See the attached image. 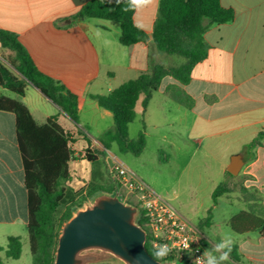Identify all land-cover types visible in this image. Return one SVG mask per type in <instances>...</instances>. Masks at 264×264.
<instances>
[{"label": "crops", "instance_id": "0c3cea01", "mask_svg": "<svg viewBox=\"0 0 264 264\" xmlns=\"http://www.w3.org/2000/svg\"><path fill=\"white\" fill-rule=\"evenodd\" d=\"M91 1L0 0V29L18 37L42 74L61 82L67 90L79 96V124H75L31 84L28 86L36 93L31 99L28 89L25 97L20 98L8 94L0 86V95L26 105L39 125L56 117L76 144L84 149V153L86 150L92 152L98 157L96 162L103 159L105 166L91 168L85 177L84 164L88 161L84 159V154L80 156L82 158L75 154L69 164L71 179L65 186L67 193L83 190L85 180L87 183L97 182L92 188L104 187L112 182L115 185L114 195L118 187L112 173L116 156L111 154L113 144L107 150L101 143L103 135L114 128L113 115L101 108L91 96L107 95L122 84L150 72L154 66L170 68L183 62L175 65L166 60L154 45L153 30L160 0L136 7L134 22L149 39L128 47L120 44L119 24L116 27L112 21L77 17ZM221 5L232 10L235 18L220 25H211L205 20L204 37L209 53L204 61L195 66L190 81L180 85L173 78L166 77L159 91L152 94L147 108H142L143 97L137 106L141 107L144 126L154 94H159L164 97V102L169 99L177 105L178 118L163 122L172 130L177 127L188 130V127L201 125L205 126V134L212 136L251 130L252 139L243 146L246 151L235 154L241 155L244 161L239 173L241 176L237 181L228 180V192L211 207L213 220L212 225L205 229V242L197 238L205 243V249L211 250L223 237L230 236L232 246L237 247L238 261L230 259L227 264H264V236L260 230L238 234L230 227L233 217L251 207L264 218V137L261 145L247 148L264 134V0H221ZM9 53L0 43V64L7 65L5 57L11 59ZM168 86L183 90L193 100L192 108L177 103L167 95L165 89ZM95 132L99 134L98 139L92 136ZM171 147L179 149L175 143ZM168 158L166 155L163 159L167 161ZM72 166L75 175L72 174ZM233 187H237L240 193L237 201L241 207L236 212L232 211L234 204L220 202L231 195ZM28 208L16 117L12 112L0 110V232L5 233L7 240L15 236L8 232L9 229L19 223L28 227Z\"/></svg>", "mask_w": 264, "mask_h": 264}, {"label": "trees", "instance_id": "16d2710c", "mask_svg": "<svg viewBox=\"0 0 264 264\" xmlns=\"http://www.w3.org/2000/svg\"><path fill=\"white\" fill-rule=\"evenodd\" d=\"M135 11L136 7H131L129 0H92L80 10L77 17L118 22L121 29L120 44L128 47L149 39L146 32L135 24ZM234 18V12L223 8L221 0H160L153 30L154 45L159 53L181 57L185 61L170 68L154 66L150 72L122 84L107 95L91 96L101 108L113 115L114 128L107 131L101 140L105 149L109 150L116 143L122 153L130 152L136 157L143 153L146 147L145 134L140 133L136 139L129 138V126L136 119L138 101L143 97L141 105L145 110L152 94L159 91L166 77L173 78L180 85L187 84L195 66L204 61L209 53V45L204 37L205 20L211 25H220L230 23ZM0 43L3 49L14 54L12 59L5 57L10 67L0 64V86L23 98L27 86L31 84L75 124H79V96L67 90L61 82L42 74L15 34L0 29ZM165 93L177 103L192 108L193 100L183 90L168 86ZM0 110L12 112L16 117L17 141L29 197L27 228L33 264H54L63 225L84 205L83 202L67 205L65 212L57 216L58 209L68 202L64 184L71 179L69 164L75 157L70 145L72 138L56 117L39 125L27 106L18 100L0 95ZM263 137L264 134L253 140L247 148L261 145ZM83 157L88 162L98 160L89 150L85 151ZM227 175L232 176L228 172ZM93 191L101 195H113L114 188L99 187ZM227 192L226 185L217 187L212 195L213 203L216 205L218 199ZM135 207L138 209L137 224L145 230L142 212ZM212 220L211 208L200 221L198 230L209 228ZM230 227L238 234L260 230L264 236V218L257 215L253 207L233 217ZM200 244L205 246L203 241ZM146 247L154 258L155 250L150 248L148 242ZM236 250L237 247L232 246L230 259L234 262L238 261ZM2 252L8 259L19 260L23 252L21 237H9L7 245L0 246V253ZM160 262L183 263L174 257L163 258ZM0 264L3 263L0 261Z\"/></svg>", "mask_w": 264, "mask_h": 264}, {"label": "rangeland", "instance_id": "374dc122", "mask_svg": "<svg viewBox=\"0 0 264 264\" xmlns=\"http://www.w3.org/2000/svg\"><path fill=\"white\" fill-rule=\"evenodd\" d=\"M112 24L117 27L119 23L112 21ZM9 54L12 59L13 54ZM164 56L166 60L175 65L185 61L177 56ZM7 66L10 67L8 63ZM27 89L29 98H33L36 94L34 89L31 86H28ZM11 95L16 97L13 94ZM163 100L164 97L162 95L154 94L145 126L142 122L141 107L138 105L137 118L129 126L130 139H136L140 133L145 134L146 147L143 153L138 157L130 152L122 153L118 145L113 143L111 154L116 156L114 158L115 161L123 164L139 180L143 181L155 196L161 197L171 205L181 218L192 226L197 237L202 238L205 242V228L200 231L197 227L200 221L205 218L206 211L214 205L212 197L214 190L220 185H226L228 180H239L241 175L229 176L226 173V169L230 165L233 155L246 151L243 146L244 143L252 139L251 130L242 132L236 130L218 136L205 134V129H203L205 126L201 125L188 127V130L180 127L172 130L163 122L168 123L178 118L177 105L169 99H166L167 101L165 102ZM92 136L98 139L99 134L95 132L92 133ZM172 143H175L179 149H173L171 147ZM70 145L75 154L82 158L80 156L84 154V149L79 144H76L73 139ZM166 155L169 156L167 161L163 159ZM84 165L86 169L85 177L86 172L90 171L91 168L105 166L103 159L94 163L85 162ZM72 174H76L73 166ZM83 183L86 185L83 190L67 193L69 205L83 202L82 209H84L86 206L93 204L98 197V194L92 188L96 185V181L87 183L84 180ZM109 183L105 184L104 187L112 186L115 189V185L112 182L111 184ZM66 185L67 183L64 184V186ZM117 189H119V186ZM85 190L86 194H83ZM120 192V200L139 207L137 202L131 199L126 191ZM239 199V190L237 187H233L231 195L228 198L224 197L220 202L234 204L232 211L236 212V209L241 207V203L237 201ZM66 208V204L61 206L57 211V216H61ZM8 232L21 237L23 243L22 256L19 260H12L8 259L5 253L2 252L0 253V261L3 264H33L27 226L19 223L16 227L9 229ZM4 234L0 232L1 247H5L8 242ZM202 248L205 251V246ZM84 254L89 256L90 259L87 264H123L115 256L99 250H89Z\"/></svg>", "mask_w": 264, "mask_h": 264}, {"label": "water", "instance_id": "95a60500", "mask_svg": "<svg viewBox=\"0 0 264 264\" xmlns=\"http://www.w3.org/2000/svg\"><path fill=\"white\" fill-rule=\"evenodd\" d=\"M243 166L242 156L234 155L227 172L238 176ZM137 215L135 206L116 195H99L63 225L54 264H87L90 259L84 253L89 250L113 255L123 264H157L146 247L147 233L137 224Z\"/></svg>", "mask_w": 264, "mask_h": 264}, {"label": "built area", "instance_id": "2783aa9c", "mask_svg": "<svg viewBox=\"0 0 264 264\" xmlns=\"http://www.w3.org/2000/svg\"><path fill=\"white\" fill-rule=\"evenodd\" d=\"M112 173L119 186L114 195L120 199V191H126L137 202L145 219L150 248L156 251L159 245L167 244L171 251L165 259L174 257L182 260V264H197V258L202 257L204 251L192 226L164 199L155 196L143 181L120 162L114 161Z\"/></svg>", "mask_w": 264, "mask_h": 264}, {"label": "clouds", "instance_id": "9594fccd", "mask_svg": "<svg viewBox=\"0 0 264 264\" xmlns=\"http://www.w3.org/2000/svg\"><path fill=\"white\" fill-rule=\"evenodd\" d=\"M119 2V0H117ZM152 0H129L131 7L147 6ZM233 241L230 236H225L217 244L213 245L211 250L205 249L202 257L197 258V264H227L230 261V253L232 251ZM187 247V245H186ZM171 248L167 244L159 245L154 253V259L158 262L163 259Z\"/></svg>", "mask_w": 264, "mask_h": 264}]
</instances>
